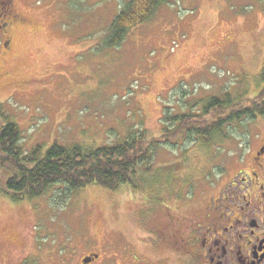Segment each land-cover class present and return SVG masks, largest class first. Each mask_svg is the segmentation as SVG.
<instances>
[{
  "label": "rangeland",
  "instance_id": "rangeland-1",
  "mask_svg": "<svg viewBox=\"0 0 264 264\" xmlns=\"http://www.w3.org/2000/svg\"><path fill=\"white\" fill-rule=\"evenodd\" d=\"M128 1L14 0L18 18L1 12L9 28L0 35V125L6 117L16 122L24 149L39 144L45 152L54 142L94 148L142 131L151 141L178 125L166 117L204 114L212 96L230 94L243 106L261 92L264 0H171L121 45L106 47ZM255 133H264L260 117L225 127L211 144L183 139L159 146L151 170L138 171V189L56 186L20 202L1 192L0 264H65L50 259L49 250L123 242L138 255H168L178 264L177 252L161 243L172 209L184 204V215H194L188 201H206L207 186Z\"/></svg>",
  "mask_w": 264,
  "mask_h": 264
},
{
  "label": "trees",
  "instance_id": "trees-1",
  "mask_svg": "<svg viewBox=\"0 0 264 264\" xmlns=\"http://www.w3.org/2000/svg\"><path fill=\"white\" fill-rule=\"evenodd\" d=\"M170 1L129 0L111 23L104 45H121L134 27L152 20L158 9ZM259 78L262 90L246 105H240V101L235 103L230 94L223 99L212 96L204 104V114L182 113L166 117L168 123L178 125L151 141L145 140L146 135L142 131L137 137L131 136L116 144L94 148L78 143L63 145L54 142L45 152L39 144L26 150L21 145L23 136L20 126L5 116V123L0 125V175L5 176L0 193H6L13 201L20 202L41 197L56 186H62L69 192L90 185L115 191L122 184L129 183L138 189L135 184L138 171L143 166V170H151V159L159 146L183 139H200L205 144H211L215 138L224 135L225 127L229 128L244 118L264 117V65ZM211 113L214 115L208 118L206 115Z\"/></svg>",
  "mask_w": 264,
  "mask_h": 264
},
{
  "label": "flooded vegetation",
  "instance_id": "flooded-vegetation-1",
  "mask_svg": "<svg viewBox=\"0 0 264 264\" xmlns=\"http://www.w3.org/2000/svg\"><path fill=\"white\" fill-rule=\"evenodd\" d=\"M2 11L11 18L19 17L14 0H0V15ZM8 28L1 18L0 35ZM231 159L219 178L207 186L204 204L188 201L195 205L194 215H184V204H176V212L172 209L170 230L161 231V243L177 252L178 264H187V258L195 264H264V133L248 135L242 153ZM212 190L217 195L210 196ZM186 217L189 223L185 225ZM131 245L105 243L104 249L84 245L78 250L75 245L59 244L49 250L48 257L61 258L65 264H169L168 255L149 259L136 254ZM37 250L36 258H40L41 249Z\"/></svg>",
  "mask_w": 264,
  "mask_h": 264
}]
</instances>
